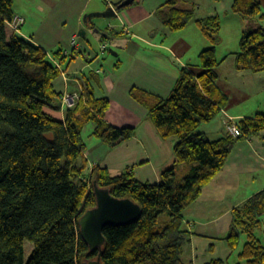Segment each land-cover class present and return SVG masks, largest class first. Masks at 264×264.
Segmentation results:
<instances>
[{
	"label": "trees",
	"instance_id": "trees-1",
	"mask_svg": "<svg viewBox=\"0 0 264 264\" xmlns=\"http://www.w3.org/2000/svg\"><path fill=\"white\" fill-rule=\"evenodd\" d=\"M104 1L117 8L123 0ZM176 2L168 0L156 12L170 31L184 28L194 16L192 8H177ZM230 10L246 23L238 50L231 53L235 69L264 71L261 3L233 0ZM13 15V0H0V264H81L96 258L98 251L89 249L78 224L82 213L95 206L93 181L141 208L136 221L103 228L101 264H191L184 258L190 244L184 209L222 169L236 142L264 130L260 114L236 122V137L210 140L199 131L228 104L217 84L216 68L223 60L214 46L218 15L195 19L213 43L199 52V70L181 67L166 97L136 87L129 91L146 108L159 137L175 139L176 165L164 169L158 183L140 181L132 167L111 174L95 164L88 171L82 138L87 124L92 125L91 136L110 148L132 138L135 129L104 120L108 99L96 98L87 80L64 119L48 113L46 105L61 94L53 87L61 72L55 60L65 66L78 52H47L16 32L7 36L6 22ZM221 239L227 256L204 264H264V188L233 207L229 230ZM26 240L32 249L24 259Z\"/></svg>",
	"mask_w": 264,
	"mask_h": 264
},
{
	"label": "crops",
	"instance_id": "crops-1",
	"mask_svg": "<svg viewBox=\"0 0 264 264\" xmlns=\"http://www.w3.org/2000/svg\"><path fill=\"white\" fill-rule=\"evenodd\" d=\"M100 1L42 0L36 12L27 14L25 11L13 10L14 15L20 13L24 19L16 33L47 52L60 48L67 54L75 49L78 52L76 56L63 68L64 64L60 65L61 72L53 80L54 90L57 93H81L83 82L87 80L96 98L108 99L104 120L117 127L135 129L132 138L113 148L95 137L89 143L84 141L88 171L95 164L107 168L111 174L132 167L140 181L158 183L161 172L176 165L172 153L175 139L159 137L147 117L146 108L129 91L136 87L159 97L168 96L175 85L179 69L194 66L199 70L198 54L210 44L198 38L192 51L193 42L189 35L180 32L187 25L178 31H170L162 24L156 12L168 0H133L134 3L118 11L114 18L90 16L93 12L105 9V1ZM232 1L227 2L229 13H232ZM258 1L264 9V0ZM197 5L200 3L195 0H177L175 6L192 8L194 16L189 23L194 25L195 19L215 15L208 11L198 12ZM245 26L243 22L240 36ZM80 30L85 31L83 37L78 35ZM6 33L7 36L13 33L7 25ZM87 35L94 41L103 42L100 46L102 51L108 46L112 47L111 56L99 59ZM74 37L78 44L76 48L71 46ZM232 52L235 51L222 53L221 57L218 55L223 60L216 68L217 84L227 94L228 104L211 122L199 127V131L210 140L228 134L225 122L229 119L236 123L264 114V71H237ZM229 56L233 57V64L228 66V73H225L222 67ZM95 62L98 65L96 67ZM104 64L107 65L106 69ZM67 108L59 97H55L45 110L64 119ZM263 188L264 130L250 139L235 143L222 169L202 188L188 212L184 211V227L190 233V244L186 247L184 258L191 264H204L215 257L225 258L228 252L221 238L229 230L233 207Z\"/></svg>",
	"mask_w": 264,
	"mask_h": 264
},
{
	"label": "rangeland",
	"instance_id": "rangeland-1",
	"mask_svg": "<svg viewBox=\"0 0 264 264\" xmlns=\"http://www.w3.org/2000/svg\"><path fill=\"white\" fill-rule=\"evenodd\" d=\"M41 1L42 0H13V10L14 11H17V10L25 11L27 14L31 11L36 12L37 10L36 7L39 3H41ZM195 1H198L200 3V5H197L198 7L196 8V10L198 9V12L206 13V11H208L211 13H215L219 17V20H220V30L218 32L219 40L214 44L217 57L218 55L219 57H221L220 55H222V53L238 50V43H239V38H240L239 36H240V31H241L240 27L244 21L237 14L229 13L230 11L228 9V4H227L228 0H195ZM95 2H101V1L95 0ZM17 14L21 15L20 13H17ZM29 19L35 22V19L33 17H30ZM101 20H104V19L101 18ZM188 24H187V28L184 29V31H180V32H185V34L189 35V39H191V41L193 42L192 47L190 48L192 49V51L195 48L194 43L198 38H203V40H205V42L208 45L213 44L209 38H207L205 35L201 33V31H199L200 29L198 26L194 25V23H188ZM263 24H264V20H263ZM195 26L198 27V29ZM28 27H31V26L28 25ZM87 37L90 43H93L94 54H97L99 59L103 57L111 56L110 49H113L112 47L108 46V48L102 51L100 49V46L102 43H100L99 40L94 41L89 35H87ZM200 41L201 40H199V42ZM103 61L104 60H101L102 63H104ZM98 62L100 61H97V63ZM232 64H233V57L229 56L222 67V72L224 71L225 73H228V69H229L228 66H231ZM94 66L95 67L98 66L96 65V62ZM63 67L64 66H62V68ZM104 67L106 69L107 65L104 64ZM91 128H92V125L87 124L84 127L83 132H82V138H84V141L87 143H89L90 140L94 138L90 134ZM189 208H190V205L184 209L185 213L188 212ZM31 249H32V244L26 240L24 242V259H27V257L29 256L31 252Z\"/></svg>",
	"mask_w": 264,
	"mask_h": 264
},
{
	"label": "water",
	"instance_id": "water-1",
	"mask_svg": "<svg viewBox=\"0 0 264 264\" xmlns=\"http://www.w3.org/2000/svg\"><path fill=\"white\" fill-rule=\"evenodd\" d=\"M132 2L133 0H123L116 9L128 6ZM116 15V11L111 6L90 14V16L105 18H114ZM78 35L83 37L85 31L80 30ZM92 189L95 195V206L82 213L78 224L82 239L92 252L97 250L98 254L96 258L85 260L81 264H101L100 255L105 241L103 228L109 224L120 225L134 222L141 212L140 206L133 200L113 196L108 188L99 187L96 181L92 182Z\"/></svg>",
	"mask_w": 264,
	"mask_h": 264
},
{
	"label": "built area",
	"instance_id": "built-area-1",
	"mask_svg": "<svg viewBox=\"0 0 264 264\" xmlns=\"http://www.w3.org/2000/svg\"><path fill=\"white\" fill-rule=\"evenodd\" d=\"M108 3H109V6H111L116 11L115 6L112 3H110L109 1H108ZM116 14H117V11H116ZM23 22H24L23 17L21 15H19V14H15V15L12 16V18L9 21L6 22V25L13 32H19L20 27L23 24ZM124 29H125V31H128V29L126 27H124ZM76 41H77L76 37H74L72 39V41H71V46L73 48H76L77 45H78L76 43ZM102 48L105 49L106 46L103 45ZM55 63L59 67V69H61L60 64L58 62H56V61H55ZM59 98H60V101L65 106H67L68 108H70V107H73L76 104V102H77V100L79 98V93H77V92H73V93L61 92ZM225 127H226L227 133L229 135L233 136V137H236V136H238L240 134L239 127L236 125L235 122H233L230 119L225 122Z\"/></svg>",
	"mask_w": 264,
	"mask_h": 264
},
{
	"label": "bare ground",
	"instance_id": "bare-ground-1",
	"mask_svg": "<svg viewBox=\"0 0 264 264\" xmlns=\"http://www.w3.org/2000/svg\"><path fill=\"white\" fill-rule=\"evenodd\" d=\"M91 27H92V26H91ZM91 27H89V28H91ZM93 27H94V26H93ZM93 27H92V28H93ZM106 38H108V37H106ZM102 43H103V42H102Z\"/></svg>",
	"mask_w": 264,
	"mask_h": 264
}]
</instances>
